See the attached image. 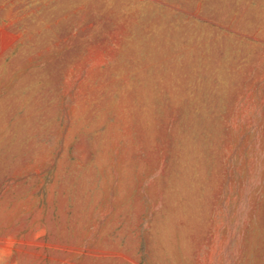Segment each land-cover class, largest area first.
Returning a JSON list of instances; mask_svg holds the SVG:
<instances>
[{"label": "rangeland", "instance_id": "1", "mask_svg": "<svg viewBox=\"0 0 264 264\" xmlns=\"http://www.w3.org/2000/svg\"><path fill=\"white\" fill-rule=\"evenodd\" d=\"M0 264H264V0H0Z\"/></svg>", "mask_w": 264, "mask_h": 264}]
</instances>
